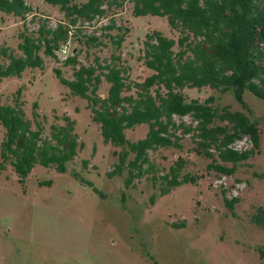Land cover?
<instances>
[{"label": "rangeland", "instance_id": "374dc122", "mask_svg": "<svg viewBox=\"0 0 264 264\" xmlns=\"http://www.w3.org/2000/svg\"><path fill=\"white\" fill-rule=\"evenodd\" d=\"M25 2L32 11L23 19L0 10V48L8 47L15 55L21 53L17 48L21 32L37 37L41 24L54 27L62 19L57 6L44 0ZM109 18L84 24L81 35H99ZM114 19L129 28L118 50L106 37H102L105 44L93 46L71 37L66 55L78 50L79 63L89 65L95 57L108 63L112 52L119 53L130 79L140 81L149 73L137 61L145 34L153 30L167 36L175 33L165 18L133 16L128 7ZM39 53L43 67H27L20 75L0 81V103L11 102L19 91L32 127L34 109L40 120L44 117L42 137L50 133V124L64 125L63 116H68L73 121L77 153L66 172L35 164L23 183L10 165L0 170V264H154V259L158 264H264V223L253 220L258 209H264V100L248 90L243 92L252 115L259 119V149L231 175L208 170L209 159L196 155L190 135H183L181 148L160 147L149 150L148 156L157 176L183 157L182 172L199 175L196 184L183 183L159 195L160 182L154 184L149 173L125 188L126 166L121 174L109 173L118 162L116 153L121 147L103 140L87 100L61 83L54 72L58 67L71 79L72 67L62 65L57 52L59 59L43 50ZM1 61L8 59L1 57ZM107 88L102 78L97 93L105 97ZM185 93L199 99L214 95L219 107L247 113L231 90L220 94L210 88H190ZM174 119L194 124L189 115ZM147 130L142 123L126 129L125 134L136 140ZM3 135L0 125V141ZM233 147L248 149L251 142L244 136ZM72 171H77L82 181ZM153 193L156 196L151 204Z\"/></svg>", "mask_w": 264, "mask_h": 264}, {"label": "trees", "instance_id": "16d2710c", "mask_svg": "<svg viewBox=\"0 0 264 264\" xmlns=\"http://www.w3.org/2000/svg\"><path fill=\"white\" fill-rule=\"evenodd\" d=\"M44 1L57 6L62 19L54 27L41 24L37 37L21 32L17 44L20 54L1 47L0 81L20 75L27 67H43L40 50L59 59L55 51L61 44H69L71 37L87 46L105 44L102 37H106L118 50L129 28L123 23L118 25L114 15L125 7L133 16L165 18L171 32L175 33V36H167L153 30L145 34L137 61L149 73L140 81L130 79L128 67L120 54L114 52L108 63H100L95 57L94 64L84 65L78 61L79 51H73L60 60L62 65L72 67L71 79L64 77L60 68L54 69L61 83L87 100L92 120L100 124L103 140L121 147L116 153L118 162L109 173L121 174L126 166L125 188L149 173L154 184L157 180L160 182L159 195L183 183L196 184L199 175L182 172L186 163L183 157L179 156L168 171L157 176L155 164L148 156L149 150L160 147L181 148L183 135H190L196 155L209 159L208 170L225 175L234 173L240 162L258 151L259 119L252 115L243 92L248 90L264 100V0ZM0 10L23 19L32 8L25 0H0ZM107 15H110L109 22L101 26L102 33L81 35L84 24ZM1 57L8 61H1ZM102 78L108 83L105 97L97 93ZM190 88H210L220 94L231 90L247 113L231 110L229 106L219 107L214 95L204 99L188 97L185 89ZM19 93L11 102L0 103V125L4 129L0 141V170L10 165L21 183L35 164L66 172L78 146L73 121L64 115L65 124H50V133L42 137L44 117L40 120V114L34 109L33 128L32 121L25 117ZM186 115L194 124L174 119V116ZM142 123L148 126L145 136L128 139L125 130ZM244 136L249 138L251 147L241 150L233 147V143ZM130 154L132 158H128ZM71 173L82 181L77 171ZM155 196V193L151 195V204ZM253 220L264 223L263 208L258 209ZM262 254L264 256V250Z\"/></svg>", "mask_w": 264, "mask_h": 264}, {"label": "built area", "instance_id": "2783aa9c", "mask_svg": "<svg viewBox=\"0 0 264 264\" xmlns=\"http://www.w3.org/2000/svg\"><path fill=\"white\" fill-rule=\"evenodd\" d=\"M68 50H69L68 44L64 43V44H61L59 46V48H58V50L56 52L59 55V57L64 59L67 56L66 54H67Z\"/></svg>", "mask_w": 264, "mask_h": 264}]
</instances>
